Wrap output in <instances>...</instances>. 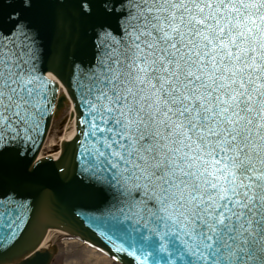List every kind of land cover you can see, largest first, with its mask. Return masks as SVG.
<instances>
[{"label": "snow or ice", "instance_id": "obj_1", "mask_svg": "<svg viewBox=\"0 0 264 264\" xmlns=\"http://www.w3.org/2000/svg\"><path fill=\"white\" fill-rule=\"evenodd\" d=\"M16 2L12 30L0 28V153L28 138L49 83L37 72L47 50L23 15L36 0ZM74 8L92 24L93 62L72 67L93 93L96 178L121 186L136 214L148 211L180 238L178 254L264 264V0H74ZM15 235L0 231V248Z\"/></svg>", "mask_w": 264, "mask_h": 264}, {"label": "water", "instance_id": "obj_2", "mask_svg": "<svg viewBox=\"0 0 264 264\" xmlns=\"http://www.w3.org/2000/svg\"><path fill=\"white\" fill-rule=\"evenodd\" d=\"M19 11L16 0H0V28L5 33L12 30L11 17ZM23 15L39 31L47 50L37 72L49 83L47 101L33 110L35 123L28 138L18 139L16 148L0 153V203L6 217L0 231L16 232L0 248V264H51L57 246L39 250L51 229L65 232L119 264H198L191 250L177 253L181 239L166 236L168 230L148 211L136 214L132 210L128 195L118 190L121 186L96 178L101 175L93 169L99 159L95 149L100 147L96 139L100 134L93 135L95 114L89 107L93 93L88 91L85 74L72 67L73 61L82 66L93 62L91 22L77 17L74 0H36ZM110 23L119 32L115 19ZM69 102L76 122L61 143V154L37 160L54 120L60 119ZM131 197L145 199L147 209L154 210V202L142 192L134 189ZM7 217L15 221L11 229L5 227ZM161 245L166 251H153ZM142 251L151 255L145 258Z\"/></svg>", "mask_w": 264, "mask_h": 264}, {"label": "rangeland", "instance_id": "obj_3", "mask_svg": "<svg viewBox=\"0 0 264 264\" xmlns=\"http://www.w3.org/2000/svg\"><path fill=\"white\" fill-rule=\"evenodd\" d=\"M72 103L67 104L65 113L54 120L42 156H48L60 149V144L67 128L70 126ZM56 245L58 253L51 264H119L99 251L88 247L70 236L56 238L47 248Z\"/></svg>", "mask_w": 264, "mask_h": 264}, {"label": "bare ground", "instance_id": "obj_4", "mask_svg": "<svg viewBox=\"0 0 264 264\" xmlns=\"http://www.w3.org/2000/svg\"><path fill=\"white\" fill-rule=\"evenodd\" d=\"M69 101H70V99H69ZM69 103H70V102H69ZM75 122H76L75 112H74V109H71V120H70V126L67 128V130H66V132H65V135H64L63 138H62L61 143H62L63 141H66V140H67V135H68L69 128H75ZM42 150H43V149H42ZM41 154H42V151H41V153L39 154L37 160H40V159L45 158V157H51V158L57 157V156H59V155L61 154V144H60V149H59L57 152L52 153V154H50V155H48V156H45V157H43ZM66 236H68V235H67L65 232H63V231L56 230V229H51V230H49V232H48V234H47V236H46V238H45L43 244H42L41 247L39 248V250L47 248V246H49L50 243H52L56 238L66 237ZM88 247H89V246H88ZM93 249H94V248H93ZM95 251H97V250L95 249ZM100 253H101V252H100ZM102 254H103V253H102ZM103 255H105V254H103ZM105 256H107V255H105ZM107 257H108V256H107Z\"/></svg>", "mask_w": 264, "mask_h": 264}]
</instances>
